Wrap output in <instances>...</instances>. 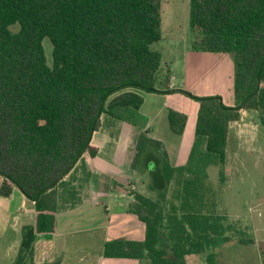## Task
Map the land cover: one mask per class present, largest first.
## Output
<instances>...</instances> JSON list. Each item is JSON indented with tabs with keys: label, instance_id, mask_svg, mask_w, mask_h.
Wrapping results in <instances>:
<instances>
[{
	"label": "trees",
	"instance_id": "1",
	"mask_svg": "<svg viewBox=\"0 0 264 264\" xmlns=\"http://www.w3.org/2000/svg\"><path fill=\"white\" fill-rule=\"evenodd\" d=\"M158 6L159 0H0V196L17 188L35 209L33 224L21 228L14 264H31L37 235L55 230L57 212L83 202L90 177L83 155L97 154L91 138L102 117L146 131L143 92L194 99V139L185 164L171 166L163 155L160 178L150 186L155 197L130 193L126 209L143 222L144 239L108 240L103 256L185 264V255L230 240V225L205 197L207 168L224 166L229 125L242 111L264 115V0H190L192 48L233 55V106L220 95L168 88L170 70L150 48L161 37ZM44 37L52 44L51 66ZM167 119L173 133H183L184 113L169 109ZM144 131L135 139L138 152ZM258 248L264 263V240Z\"/></svg>",
	"mask_w": 264,
	"mask_h": 264
},
{
	"label": "rangeland",
	"instance_id": "2",
	"mask_svg": "<svg viewBox=\"0 0 264 264\" xmlns=\"http://www.w3.org/2000/svg\"><path fill=\"white\" fill-rule=\"evenodd\" d=\"M158 8L161 37L150 48L161 54L162 65L168 63L172 67L176 86L197 96L220 95L225 102H232L235 73L233 55L207 53L192 48L190 0H159ZM42 46L46 63L51 66L52 44L47 37L42 39ZM166 103L187 114L186 128L180 135L169 131L166 118L163 121L161 113L152 110H159ZM143 105L140 112L148 115L146 131L137 128V132L144 131V146L140 152L136 147L132 149V161L135 163L132 179L137 180V184H134V188L128 187V191H141L155 197L157 193L148 186L160 178V160L163 155L168 163L181 164L190 149L196 115V111H193L197 102L186 95L168 100H152L148 97ZM105 119L111 118L103 116L102 126L106 124ZM113 121L122 124L121 121ZM107 124L106 129L113 137L115 127ZM170 155L172 161H169ZM207 174L206 200L210 211L222 215L225 224L230 225L228 234L232 239H237L235 247L239 256L236 257L241 258V264H261L257 240H264V115L255 110H245L238 121L230 123L225 164L223 167L209 166ZM17 203V198L10 205L7 199L0 196V264H14L16 260L21 235L9 211L14 210ZM239 232L242 237H251L253 242H239L236 236Z\"/></svg>",
	"mask_w": 264,
	"mask_h": 264
},
{
	"label": "crops",
	"instance_id": "3",
	"mask_svg": "<svg viewBox=\"0 0 264 264\" xmlns=\"http://www.w3.org/2000/svg\"><path fill=\"white\" fill-rule=\"evenodd\" d=\"M165 64L170 70L168 88L183 89L176 86L172 67L168 63ZM165 64L162 66L165 67ZM142 96L141 111L148 97L152 98V100H160V98L168 100L172 97H183L185 95L179 92H143ZM232 100L230 103L224 100L223 102L226 105L233 106L235 104L234 96ZM169 109L182 112L187 116L184 111L176 109L167 103L159 110L152 108V110L161 113L163 121L166 118L168 129L167 114ZM197 110L198 103L193 111H196L195 123ZM143 115L148 117L145 113ZM105 120L106 124L110 125L109 127H115L114 134L111 137L110 131L106 129V124L102 126V121V127L92 135L91 144L97 147L98 151L94 157H90L87 154L83 155L90 171V177L83 192L85 194L83 202L75 208L57 212L55 214V230L37 235L33 244L32 256L29 260L31 264H149L147 259L103 256V248L106 241L113 239L141 241L145 235L143 222L126 209L128 202L132 198L128 187L134 188L137 184V180L132 179L134 177L132 176L134 167L131 165L132 149L135 147L133 142L135 143V138L138 135L137 128L125 121H121L122 124H118L112 119ZM169 131L171 130L169 129ZM189 151L181 164L169 163V165L176 167L185 164ZM171 158L172 156L170 155L169 161H172ZM148 187L150 188V183ZM140 193L142 192L140 191ZM4 198L10 202V205L14 198L18 200L14 210L10 209V211H7L13 215L14 225L21 235L23 225L33 224L35 216L34 204L17 188L13 189L9 197ZM236 243L237 239L230 238L229 241L215 248L201 253L187 254L184 257L185 264H241L243 263L241 258L236 257L237 255L239 256V254H236ZM261 264L264 263L262 262Z\"/></svg>",
	"mask_w": 264,
	"mask_h": 264
}]
</instances>
